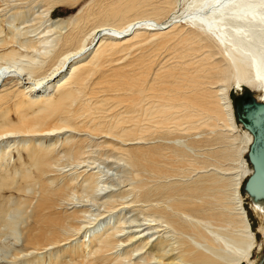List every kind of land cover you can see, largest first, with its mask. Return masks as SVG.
I'll use <instances>...</instances> for the list:
<instances>
[{
  "label": "bare ground",
  "instance_id": "6f19581e",
  "mask_svg": "<svg viewBox=\"0 0 264 264\" xmlns=\"http://www.w3.org/2000/svg\"><path fill=\"white\" fill-rule=\"evenodd\" d=\"M80 1L0 0V264H258L264 0Z\"/></svg>",
  "mask_w": 264,
  "mask_h": 264
},
{
  "label": "rangeland",
  "instance_id": "374dc122",
  "mask_svg": "<svg viewBox=\"0 0 264 264\" xmlns=\"http://www.w3.org/2000/svg\"><path fill=\"white\" fill-rule=\"evenodd\" d=\"M86 2H87V0H81L80 1V3H78L75 7H62V8H60V9H58L54 14H53V19L54 20H57V19H66L67 17H69L70 15H72V14H76L77 12H78V10H79V8L80 7H82L83 5H85L86 4ZM84 3V4H83ZM83 4V5H82ZM36 8H34L33 9V12H35V13H38L37 12V10H39V11H41L42 10V8H40L39 6H35ZM12 12V11H11ZM5 14V15H4ZM8 15H9V12H8V10L7 11H2V12H0V27L2 28L3 27V29L4 30H8V20H7V17H8ZM32 17V16H31ZM31 19V18H30ZM183 20H185V19H183ZM143 22H139L138 24H136V26H138V25H140V24H152V25H154L155 26V24L156 23H154L153 21H150L149 19H144V20H142ZM2 25V26H1ZM19 25V24H18ZM26 25H28V24H26ZM136 26H134V27H136ZM107 31L109 32L110 30H105L104 32H102V35L100 34L98 37H97V39H96V43L98 42L97 40H99L100 39V37L101 36H103V34H105V33H107ZM110 33H112V34H114V35H116V36H123V34L122 35H120V33L119 32H116V30L115 29H113V30H111L110 31ZM5 33H3V35H4ZM93 43L92 45H91V49L92 48H94V46H95V44L96 43ZM88 51V50H87ZM86 51V52H87ZM69 66V64L64 68V69H66L67 67ZM10 75V73L9 74H7L6 76H9ZM13 75L14 76H18L19 78H24V76L23 75H21V74H19V73H13ZM23 76V77H22ZM252 87V86H251ZM250 86H243V88L242 89H238L237 87H236V85H232V89H231V93H230V98H231V100H233V102H234V105H235V109H237V102L238 101H240V99H241V97H242V95H243V93L245 92V91H249L251 94H252V98H254L255 99V97L260 101V102H264V101H261L260 99H259V96L262 94L260 91H258V90H255V88H251ZM15 111H16V108L13 106V103L11 102L10 103V110H9V115H10V117L11 118H16V113H15ZM236 112V111H235ZM236 119H237V122L241 125L242 124V126L245 128L246 126L244 125V123L243 122H241V120L238 118V115H237V112H236ZM246 129V128H245ZM246 159L249 161L250 159H249V155L247 154L246 155ZM250 162V161H249ZM109 166H110V164H111V162L110 163H107ZM107 169H108V167H106ZM125 175V172L123 171V169L120 167L119 168V166L117 167L116 165H114L113 166V168L112 169H110L109 170V173H108V177H109V181L111 182H116V184H119V182H121L122 180H123V176ZM107 177V178H108ZM249 180V179H248ZM246 183H247V181L243 184V187H242V192L243 191H246V189H247V187H249L248 185L245 187V185H246ZM120 186V185H119ZM5 193L7 194V192L5 191ZM244 193V192H243ZM247 193V192H246ZM246 193H244V194H246ZM9 195H11V193H9ZM251 201L249 200V198H247L246 199V201H245V207L248 209V211H249V215H250V217H251V219H252V223H253V226H254V228L255 229H257V227L260 225V223H261V219H260V217L257 215V214H255V211L251 208V203H250ZM94 207H92V208H96L97 207V205L95 206V205H93ZM97 211V210H96ZM259 241L260 242H262L263 243V241H264V239H263V237H262V235H260L259 234ZM2 252L3 251H0V253L2 254ZM255 257L258 259V264H264V246H263V250H260L258 253H256V255H255ZM2 263V262H1Z\"/></svg>",
  "mask_w": 264,
  "mask_h": 264
},
{
  "label": "water",
  "instance_id": "95a60500",
  "mask_svg": "<svg viewBox=\"0 0 264 264\" xmlns=\"http://www.w3.org/2000/svg\"><path fill=\"white\" fill-rule=\"evenodd\" d=\"M243 96L244 98L247 97V99H250L251 102L241 104L240 101ZM241 99L236 104L238 106L237 113L239 118L254 131L255 140L252 143L249 158L252 161L257 162L264 157V103H259L253 100L252 94L249 91H245ZM257 178V175H253L250 181L256 182Z\"/></svg>",
  "mask_w": 264,
  "mask_h": 264
},
{
  "label": "flooded vegetation",
  "instance_id": "af4514ba",
  "mask_svg": "<svg viewBox=\"0 0 264 264\" xmlns=\"http://www.w3.org/2000/svg\"><path fill=\"white\" fill-rule=\"evenodd\" d=\"M235 111H236V109H235ZM254 142V141H253ZM254 168V167H253ZM254 173V172H253Z\"/></svg>",
  "mask_w": 264,
  "mask_h": 264
}]
</instances>
